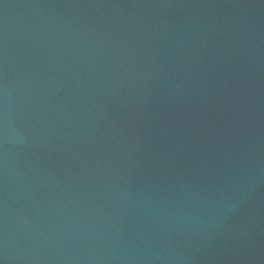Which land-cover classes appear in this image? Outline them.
I'll return each mask as SVG.
<instances>
[{"label":"water","instance_id":"obj_1","mask_svg":"<svg viewBox=\"0 0 264 264\" xmlns=\"http://www.w3.org/2000/svg\"><path fill=\"white\" fill-rule=\"evenodd\" d=\"M0 264H264V0H0Z\"/></svg>","mask_w":264,"mask_h":264}]
</instances>
